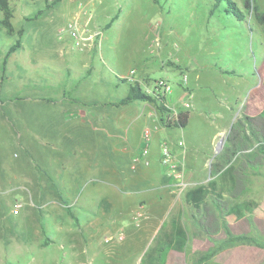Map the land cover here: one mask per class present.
Here are the masks:
<instances>
[{
    "label": "rangeland",
    "instance_id": "rangeland-1",
    "mask_svg": "<svg viewBox=\"0 0 264 264\" xmlns=\"http://www.w3.org/2000/svg\"><path fill=\"white\" fill-rule=\"evenodd\" d=\"M231 1L244 11L242 21L224 11L225 0H10L15 32L8 34L0 24V264H140L153 243L144 238L150 228L142 226L143 220L150 215L167 219L173 212L186 219L189 212L178 195L170 194L165 209H142V204L131 207L130 195L117 184L114 171L130 174L131 162L115 148L128 146L140 151L141 143L135 142L147 127L143 120L132 118L131 107H106L111 116L106 125L112 136L96 130L95 140H102L100 156L92 159L100 163V170L82 166L60 174L50 143L59 140L63 129L56 114L62 104L47 105L36 97L60 98V71L68 60L59 50L68 46L78 52L79 68L86 69L83 64L87 60L93 67L92 75L73 91L85 102L119 100L127 95V83L114 86L99 80L103 74L113 80V67L125 71L137 65L141 77L150 83L160 77L175 80L178 73L186 71L188 66L181 65L179 59L184 51L196 58L201 53L198 62L202 65L211 58L212 54L206 53L210 50L244 64L250 54L264 57V25L244 9L243 0ZM253 2L264 11V0ZM47 5L51 7L46 9ZM39 9H44L39 17L26 20ZM73 19L87 34L95 35L82 50L63 30ZM20 28H24L22 47L8 56L3 69V57ZM202 43H208L206 49ZM99 44L98 59H94L89 48L95 50ZM215 74L202 72L203 82L219 85ZM194 96L209 100L212 95L200 88ZM178 131L170 129L174 138ZM69 132L77 147L90 140L78 125ZM79 155L83 159L84 154ZM37 159L44 162L45 171L54 180L59 177L62 192L52 186L41 187ZM263 195L251 193L246 198ZM186 229L191 235V226ZM223 235L220 230L215 237ZM195 257L187 245L182 251L172 250L166 264H193Z\"/></svg>",
    "mask_w": 264,
    "mask_h": 264
},
{
    "label": "crops",
    "instance_id": "crops-1",
    "mask_svg": "<svg viewBox=\"0 0 264 264\" xmlns=\"http://www.w3.org/2000/svg\"><path fill=\"white\" fill-rule=\"evenodd\" d=\"M216 31L214 30L213 33ZM206 44L202 43V49H206L204 46ZM222 45L224 46V44ZM89 49L93 53V58L98 59L100 44L95 50ZM59 53L60 56H65L68 60V65L60 71L63 86L60 98L39 95L36 99L45 102L47 105H55L54 102L62 104L56 114L61 128H67L68 131L62 132V129L59 132L61 134V136L59 134V140L50 143L53 160L60 174L67 171L71 172L82 166L88 170L93 169V171L101 169L100 163L97 164L92 161L94 157H98L97 154H99L102 141L95 140L96 130H102L106 137L112 136L109 126L106 125V120L111 117L106 107L121 106L124 109L131 107L132 118L147 123L144 131L146 129L150 131V126L153 127L147 140L144 138V131L139 135L140 140H136L135 144L141 143L140 151H132L128 146L115 148L117 154H127L131 162L130 174L119 169L114 171L117 175V184L128 193V196L130 195L131 207H138V204H142V209L150 210L155 207L165 209L169 196L173 193L183 199L184 208L189 212L184 202L185 192L190 188L214 180L221 171L232 163H235V173L245 178L242 184L244 187L242 189L243 195L239 200L253 199L246 198V195L251 193L264 194V142H262L264 140V72H262L264 71V57L250 54L244 64L236 58H222L220 54L218 55L215 51L210 50L206 53L212 54L211 58L202 65L198 62L202 59L201 53H198L199 55L196 58L188 51H184L178 57L181 65L188 66L186 71L181 73L187 75V87L191 92L192 105L189 110L180 109L181 124L166 126L161 121L155 105L149 101L140 100L125 105H115L113 102L117 100L85 102L78 99L77 96L73 95V91L79 87L82 79L92 75L93 67H90L87 60L83 64L86 69L79 68L78 62L80 60H77L76 56L78 52L72 50L69 46L66 49L61 48ZM251 56H253V59H251ZM113 68L110 69V72L114 75L113 80H107L104 74L99 80L112 83L114 86L124 83L129 86L132 81L122 76H127L131 69L136 70V77L144 80L137 65L130 66L125 71ZM165 69L171 70L170 68ZM49 70L52 71V69ZM209 71L217 73L215 77L218 79L219 85L215 86L203 82L201 73ZM103 72L105 73L104 68ZM191 72H194L193 76L190 74ZM181 73H178L177 79L169 80L172 91L168 101L171 103L176 102L177 99L183 96V88L179 83ZM200 88H204L211 93L212 96L209 100L207 98L195 99L194 92ZM48 98L54 101H47ZM72 98L76 101H73ZM77 125L86 130L87 138L90 139L84 140V146H81V148L80 146L77 147L76 140H73V130L69 132L71 128H75ZM171 128L180 129L176 138L172 136ZM166 136L169 137L166 138ZM180 140L184 143V149L177 144ZM228 140H235V142L231 144ZM103 141L107 143V141L114 142L116 140ZM164 141L170 144L171 151L178 163L177 168L183 172L184 180L192 183L181 194H176L173 187L169 185L174 179L171 172L160 162L161 145ZM221 141L222 143H220ZM232 147L240 149L228 163L217 170L216 166L220 162V155L225 149ZM144 148L147 149V154H142ZM82 153L84 154L83 159L79 155ZM37 160L38 162L35 164L41 175L39 183L41 187L52 186L57 193L62 192L59 177L57 176L59 180L57 178L54 180L45 171L44 162ZM80 160H83L84 163L82 164ZM106 168V165H104L103 170L106 171ZM50 191L53 192L52 189ZM255 200L258 202V206L251 217L236 218L233 215L227 216L228 225L234 233H251L249 220L251 218L258 232L264 235V195L262 198ZM165 220L166 218L156 219L153 215L143 220L142 226L148 225L150 228L148 229L150 233L144 238L153 240ZM182 221L185 228L188 225L191 226V235L188 233L187 245L190 247L192 254L205 251L213 245L211 239L200 234L197 227L192 223L190 214ZM224 237L225 234L217 238ZM172 250L174 249L168 251L165 264ZM201 264H264V247L241 244L224 248L213 255L210 260Z\"/></svg>",
    "mask_w": 264,
    "mask_h": 264
},
{
    "label": "trees",
    "instance_id": "trees-1",
    "mask_svg": "<svg viewBox=\"0 0 264 264\" xmlns=\"http://www.w3.org/2000/svg\"><path fill=\"white\" fill-rule=\"evenodd\" d=\"M220 1V0H217ZM224 11L231 13L238 20L244 19V11L231 0H225ZM51 7L50 5L45 8ZM245 10L254 14L256 20L264 25V11H260L259 6L253 0H243ZM44 9H39L34 14L28 16L26 20H33L43 13ZM1 20L0 24L8 34L15 32L12 17L13 8L10 0H0ZM24 33V28L17 30V39L11 44L2 60V68L6 65L8 56L21 47L20 37ZM73 101H76L72 98ZM149 101L153 103L160 114L161 121L165 123V113L167 108L146 94L138 83L129 85L128 93L125 97L113 102L115 105H125L132 101ZM47 101H54L48 98ZM180 124L182 121L180 120ZM166 125V124H165ZM170 126V125H166ZM231 144L235 140H228ZM264 142V140H262ZM259 145V144H258ZM262 148V146H261ZM240 148L232 147L225 149L220 155V162L216 169L220 170L228 163ZM259 149V148H258ZM243 178L235 173V163L227 166L220 174L207 184L199 185L187 190L184 194V202L188 207L190 219L197 227L200 234L207 236L213 241V245L205 251L195 252L196 257L193 264H201L211 259L218 251L241 244H252L264 247V235L260 234L251 218V233H234L228 225L227 216L233 215L236 218L244 216L251 217L258 206L255 199L239 200L243 195ZM70 215L74 217L72 212ZM222 230L224 238H216L215 235ZM188 243V231L185 228L180 214L171 213L161 225L158 233L153 239V243L144 252L140 264H165L167 253L170 249L182 251L186 249Z\"/></svg>",
    "mask_w": 264,
    "mask_h": 264
},
{
    "label": "built area",
    "instance_id": "built-area-1",
    "mask_svg": "<svg viewBox=\"0 0 264 264\" xmlns=\"http://www.w3.org/2000/svg\"><path fill=\"white\" fill-rule=\"evenodd\" d=\"M63 30L68 31L69 36L73 40V44L77 49L82 50L85 46L86 41H89L93 36L87 34L85 29L78 24L77 19L70 20ZM98 33H96L97 35ZM132 82H136L140 85L142 90L152 96L158 102H161L166 108L165 123L166 125H177L180 122V109L189 110L191 108V92L187 87V75L186 73L180 74V86L183 88V96L171 103L168 101V97L171 94L172 86L169 79L161 77L153 80L150 83L136 77V70L131 69L127 76H122ZM150 131L146 129L144 131V138H149ZM177 144L182 146L184 149V143L182 140L178 141ZM147 149H143L142 154H147ZM161 164L171 172L174 181L169 184L175 190L176 194H181L185 188L192 183L187 182L183 178V172L177 168V161L171 151L170 144L167 141L162 142L161 145ZM19 206V204H18Z\"/></svg>",
    "mask_w": 264,
    "mask_h": 264
},
{
    "label": "water",
    "instance_id": "water-1",
    "mask_svg": "<svg viewBox=\"0 0 264 264\" xmlns=\"http://www.w3.org/2000/svg\"><path fill=\"white\" fill-rule=\"evenodd\" d=\"M220 143H222V141Z\"/></svg>",
    "mask_w": 264,
    "mask_h": 264
}]
</instances>
